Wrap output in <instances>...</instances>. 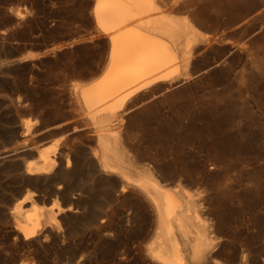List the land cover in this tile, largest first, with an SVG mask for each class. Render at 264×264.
Here are the masks:
<instances>
[{"label":"rangeland","instance_id":"rangeland-1","mask_svg":"<svg viewBox=\"0 0 264 264\" xmlns=\"http://www.w3.org/2000/svg\"><path fill=\"white\" fill-rule=\"evenodd\" d=\"M193 1L187 9L172 0L166 4L174 15H191L202 33L214 36L211 50L189 71L192 79L137 105L124 116L125 124L140 165L152 168L163 184L213 194L217 216L230 223L220 224L219 232L236 239L221 260H240L241 245H246L248 264H257V256L264 258V0ZM93 5V0H0V151L16 146V138L9 140L4 133L16 130L19 98L25 102L21 120L37 119L46 127L34 146L37 152L60 138L52 128L74 111L72 84L101 68L106 52ZM29 54L39 56L16 64ZM188 101L204 107L215 103L237 116L248 151L235 157L180 143L177 117ZM83 141L75 143L96 148L93 141ZM233 173H240V179L227 189ZM20 187L16 176L0 175V264H156L146 251L156 219L148 201L120 198L107 230L86 228L83 218L57 215L53 235L24 241L10 214L22 197L16 195ZM49 191L47 185L34 202L46 212L66 206L63 197H50ZM30 207L28 202L22 209ZM69 227L79 230L80 237L69 238ZM219 232L216 238L226 242L228 237Z\"/></svg>","mask_w":264,"mask_h":264},{"label":"bare ground","instance_id":"bare-ground-1","mask_svg":"<svg viewBox=\"0 0 264 264\" xmlns=\"http://www.w3.org/2000/svg\"><path fill=\"white\" fill-rule=\"evenodd\" d=\"M167 1L93 0L97 31L107 39L105 56L101 68L72 84L74 111L68 120L52 128V134L60 138L51 146L35 150L38 136L46 127L39 126L37 119L21 120L19 110L25 102L17 100L16 130L4 133L9 140L16 138V146L0 151V175L16 176L21 186L16 195L22 197L13 204L10 214L24 241L53 235L57 215L83 218L86 228L107 230L113 222L112 207L120 198H141L155 211L154 236L146 248L152 262L248 264L247 246L244 248L240 240V260H221L223 251H231L236 239L235 234L219 232L220 224L230 223L226 217L217 216L210 190H191L180 184L168 187L152 168L140 165L133 153L124 116L154 94L192 79L194 74L189 71L196 69L199 58L211 50V39L215 40L200 31L191 15H174ZM172 1L182 3L185 9L194 2ZM38 56H22L16 64ZM180 110L176 123L180 143L235 157L248 151L242 142L245 138L238 126L240 120L220 105L204 107L188 101ZM80 138L93 141L96 148L75 143ZM231 175L227 189L233 188L241 176ZM186 176L191 177L188 172ZM47 185L49 196L63 197L65 207L58 206L57 211L51 207L46 212L34 202ZM254 185H259L258 179ZM94 188L97 200H93ZM28 202L31 207L23 211L22 206ZM216 231L228 240L216 238ZM67 235L78 238L81 232L69 227ZM256 262L264 264V258L257 256Z\"/></svg>","mask_w":264,"mask_h":264}]
</instances>
